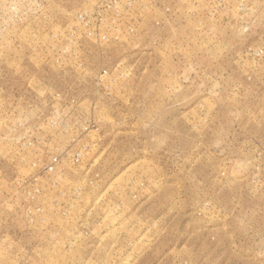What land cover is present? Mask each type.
<instances>
[{"label": "rangeland", "instance_id": "obj_1", "mask_svg": "<svg viewBox=\"0 0 264 264\" xmlns=\"http://www.w3.org/2000/svg\"><path fill=\"white\" fill-rule=\"evenodd\" d=\"M0 264H264V0H0Z\"/></svg>", "mask_w": 264, "mask_h": 264}]
</instances>
